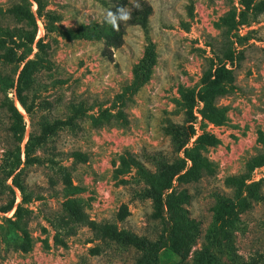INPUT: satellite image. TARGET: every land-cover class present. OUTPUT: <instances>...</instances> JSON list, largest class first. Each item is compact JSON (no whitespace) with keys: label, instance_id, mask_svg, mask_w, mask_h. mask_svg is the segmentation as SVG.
I'll list each match as a JSON object with an SVG mask.
<instances>
[{"label":"rangeland","instance_id":"obj_1","mask_svg":"<svg viewBox=\"0 0 264 264\" xmlns=\"http://www.w3.org/2000/svg\"><path fill=\"white\" fill-rule=\"evenodd\" d=\"M138 2L150 5V17L127 25ZM113 3L43 0L39 8L33 0H0V166L19 146L4 108L14 103L26 123L21 182L30 199L22 219L14 217L22 202L17 189L14 210L0 212V264H142L141 251L97 229L109 226L153 242L166 233L167 221L154 219L153 203L143 197L140 169L155 174L156 158L182 157L170 128L185 125L187 114L196 119L190 147L204 138L199 151L212 171L175 186L200 233L186 260L162 250L157 264H193L204 250L229 262L228 251L208 239L219 195L240 204L234 254L242 263L264 264V0H127L119 48L93 33L108 21ZM18 6L37 24L35 43L16 51L28 52L32 62L22 84L31 117L16 93L23 65L3 58L6 36L22 45V30H32L14 17ZM216 70L225 80L206 104L199 96ZM206 114L223 116L212 121ZM71 118L72 125L35 149L38 163L26 165L31 134L37 139L44 125ZM209 138L214 145L206 146ZM253 191L260 200L250 197ZM6 200L0 193V207ZM69 205L87 222L71 220Z\"/></svg>","mask_w":264,"mask_h":264},{"label":"trees","instance_id":"obj_2","mask_svg":"<svg viewBox=\"0 0 264 264\" xmlns=\"http://www.w3.org/2000/svg\"><path fill=\"white\" fill-rule=\"evenodd\" d=\"M39 8L42 6L43 0H33ZM112 14L105 24L101 27L93 29L95 36H102L105 38L107 46L110 48H119L122 44L124 35L123 11L126 8L127 0H113ZM117 1V2H115ZM150 5L146 2H138L133 6L128 14L129 21L127 25L140 26L147 23L150 17ZM14 17L22 24L31 27V31L22 30L23 44L20 45L15 40V36L10 34L6 36L3 41V47L7 46L6 55L3 57L4 60L10 63H19L23 65L20 72L17 83V98L18 101L30 117L33 114V110L28 106L24 96L22 84L25 76L31 68L32 62L28 60V52H24L21 56H18L17 50L23 47L27 48L32 46L36 40L37 24L35 17L32 13L26 10L23 6H18L13 10ZM229 75V79L232 80L230 72L225 71ZM215 78V79H214ZM225 80V75L221 74L220 70H216L213 76H211L205 83L206 90L203 94H200L199 100L201 102H208V96L215 97L220 91L221 83ZM14 87V84L13 86ZM210 105V104H209ZM195 100L191 106L188 107L190 111L195 108ZM10 120V134L15 143L19 146L10 151L8 154V161L3 166H0V171L3 176H0V193L5 195L7 200L3 202L0 207V212L8 214L12 212L16 206L17 195L15 189H17L22 197V202L17 205L14 217L22 219L24 217L25 209L24 205L30 202L29 197L25 194V187L21 182V176L23 170L21 166L22 154H21V142L23 141L26 133V123L23 114L17 109L14 103L4 104ZM215 112L217 109L213 108ZM188 119L183 126H172L170 128V135L172 137V145L174 151L182 157H177L174 160H168L166 158H156L155 166L157 172L152 174L146 170L140 169L146 188L143 192V197L149 199L153 203L154 213L153 218L158 220H165L168 224L166 233L157 241L153 242L145 237H138L129 233L119 232L109 226L98 227L97 232L103 236L108 237L119 244L131 246L138 251L143 253L142 264H157L161 251H171L173 255L184 261L188 258L192 251V247L195 244L199 235L198 224L189 218L188 211L183 207L185 198L182 193H178L176 190L175 183L178 182H189L197 181L203 178L204 174L210 173L212 170V164L202 156L199 151V146L203 142L204 138H200L193 147H190L191 140L196 136L195 129V117L194 114H187ZM212 121L215 117H222L223 114H206ZM73 118L67 122H56L53 125L46 124L40 136L35 139L31 134L29 142L25 148V164L34 165L38 163V160L32 158L35 149L38 146L43 145L50 136L55 134L61 127L72 125ZM212 138L208 139L206 146L214 145ZM199 145V146H198ZM11 180V184H9ZM238 179L232 178L230 184L232 186L237 185ZM250 197L254 201H258L261 195L257 191H253ZM249 201L244 203V206ZM240 204L229 199L225 196H217L216 204L213 207V228L209 236V241L213 245L223 246L230 254L228 263L224 264H247L242 263L238 257L234 254L232 248V238L235 231L237 230L238 222V207ZM67 213L71 220L77 223H86L87 219L85 214L76 205H69L67 207ZM97 228V226H96ZM170 261L168 260L167 263ZM193 264H223L211 259L208 252L202 251L195 255Z\"/></svg>","mask_w":264,"mask_h":264},{"label":"clouds","instance_id":"obj_3","mask_svg":"<svg viewBox=\"0 0 264 264\" xmlns=\"http://www.w3.org/2000/svg\"><path fill=\"white\" fill-rule=\"evenodd\" d=\"M111 15V14H110ZM122 19H127L128 17H127V15H124V16H122L121 17Z\"/></svg>","mask_w":264,"mask_h":264}]
</instances>
